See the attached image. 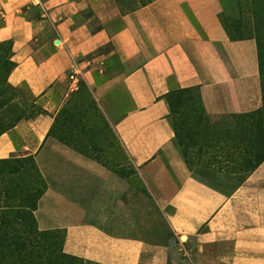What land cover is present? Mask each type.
<instances>
[{"label": "crops", "instance_id": "0c3cea01", "mask_svg": "<svg viewBox=\"0 0 264 264\" xmlns=\"http://www.w3.org/2000/svg\"><path fill=\"white\" fill-rule=\"evenodd\" d=\"M221 10L222 0H149L125 11L117 0H0V42H10L14 62L6 81L46 111L0 133V167L16 169L0 183L28 188L21 175L35 169L44 183L36 222L64 230L66 254L99 264H193L183 245L194 240L221 247L216 264H264V159L232 190L216 188L190 174L167 116L164 94L184 87L197 90L210 116L261 106L255 39L230 38ZM80 80L107 109L124 163L99 160L61 128L58 112ZM120 165L170 207L168 225L184 244L98 222L144 197L111 169Z\"/></svg>", "mask_w": 264, "mask_h": 264}, {"label": "rangeland", "instance_id": "374dc122", "mask_svg": "<svg viewBox=\"0 0 264 264\" xmlns=\"http://www.w3.org/2000/svg\"><path fill=\"white\" fill-rule=\"evenodd\" d=\"M117 1L120 10L125 11L149 0ZM226 3L229 5L227 11H230V18L229 20L227 18L226 22L233 36H239L238 30H243L246 26L251 27L250 34L254 35L253 18L249 10H244L246 5L243 1L226 0ZM260 28L261 33L264 34V21ZM242 33L247 34L245 31ZM69 92L72 96L67 97L66 105L60 108L57 116L61 128L73 138L75 135L79 137L80 140H75V144H80V149L93 153L99 160L110 165L124 163L126 155L116 140L107 109L99 105L82 80ZM77 94L82 96L81 100L70 105ZM181 95L183 97L180 99L172 98L169 118L178 131L176 144L190 174L221 190H231L244 180L250 166L264 153L261 122L263 113L204 115L196 89L193 88ZM35 110L46 112L36 103L33 104L24 88L18 87L12 90L4 82L0 83V117L10 120L29 112L34 113ZM230 118H235L236 122H228ZM236 118H243L242 123H237ZM87 139L91 147L86 146ZM26 169L28 171L21 176H24L22 182L28 184V188H25V184L16 185L17 181L10 180L7 184L10 188L16 185V189H4V185L0 186V199L4 195H13L15 199H24L27 203L25 205H29L31 209L32 206H36L39 198L33 196V191L40 189L42 184L38 181L40 176L38 177L35 169L32 167ZM111 169L117 171L136 192L143 193L144 197L138 199V205L134 210L125 211L120 218L117 216L115 219L98 222H102L109 231L116 230L149 241L171 244L174 248L176 242L180 241L184 244L185 238L179 239L168 225L166 214L170 211V207L161 206L158 199L149 193L137 170L121 165ZM63 238L64 230L58 229L54 246L62 247ZM183 246L188 253L187 258L193 264H216V256L222 250L221 247L216 248L215 244L200 247L194 240H187Z\"/></svg>", "mask_w": 264, "mask_h": 264}, {"label": "trees", "instance_id": "16d2710c", "mask_svg": "<svg viewBox=\"0 0 264 264\" xmlns=\"http://www.w3.org/2000/svg\"><path fill=\"white\" fill-rule=\"evenodd\" d=\"M242 1L246 5L244 6V10H249L252 16L251 18H253L255 26L254 35L250 34L251 27L246 26L243 30H238V33H240L239 36H233L231 29L228 27L226 22L227 18L228 20L230 18V11H227V6L229 5L226 3V0H222V10L219 13V18L222 26L230 38L241 39L249 37L255 39L262 104L255 110L241 114L250 115L256 112L263 113L262 122L264 119V34L261 33L260 26L264 21V0ZM248 7H250V9H248ZM244 31L247 32V34L244 35L242 33ZM11 53L10 42H0V83L4 82L7 87H10L12 90H16L18 87H13L6 81L7 74L14 67V62L10 59ZM191 89L193 88H177L164 94V98L168 106V118L172 109V98L174 97L176 99H180L183 97L181 95L183 92L190 91ZM197 98L200 101L198 92ZM33 104L35 103L33 102ZM42 112L44 111L35 110L34 113L29 112L27 114H23L22 116H16L10 120H5L3 117H0V133L14 126L19 120L31 118ZM202 112L206 115L203 109ZM242 119L243 118H238L237 123H240ZM169 121L174 130L175 138L177 139L178 131L170 118ZM263 159L264 153L256 158L248 171L250 172L253 170ZM4 161L5 160H0V163H5ZM8 168L10 167H0V176L3 177V173H8L12 169ZM11 171L14 172L16 169H12ZM38 181L42 185L40 189L33 191V196H35V198H38L44 189L42 179L39 178ZM7 183L8 181L6 180L5 182L2 181L0 186L4 185V189L10 188ZM15 184L17 185L18 183ZM16 185H14V188L10 189L15 190ZM7 200L9 201L7 202ZM0 201H4L0 202V264H99L92 261H84L82 258L77 256L66 254L62 251V247L54 246V238L57 236L58 229H40L37 226L35 216L32 212L35 205L30 209L29 205H25L27 203L24 202V199H15L13 195H4Z\"/></svg>", "mask_w": 264, "mask_h": 264}, {"label": "built area", "instance_id": "2783aa9c", "mask_svg": "<svg viewBox=\"0 0 264 264\" xmlns=\"http://www.w3.org/2000/svg\"><path fill=\"white\" fill-rule=\"evenodd\" d=\"M72 77H74V76L72 75Z\"/></svg>", "mask_w": 264, "mask_h": 264}]
</instances>
